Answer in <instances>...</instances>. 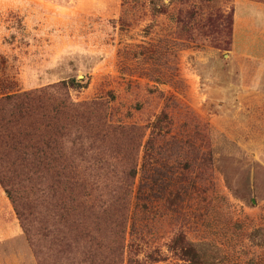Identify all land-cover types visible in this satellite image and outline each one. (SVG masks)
<instances>
[{"label":"rangeland","instance_id":"rangeland-1","mask_svg":"<svg viewBox=\"0 0 264 264\" xmlns=\"http://www.w3.org/2000/svg\"><path fill=\"white\" fill-rule=\"evenodd\" d=\"M71 78L145 132L123 264H264V0H0V98ZM0 264H39L1 184Z\"/></svg>","mask_w":264,"mask_h":264},{"label":"trees","instance_id":"trees-1","mask_svg":"<svg viewBox=\"0 0 264 264\" xmlns=\"http://www.w3.org/2000/svg\"><path fill=\"white\" fill-rule=\"evenodd\" d=\"M154 14L160 13L152 6ZM63 80L0 98V184L39 264H123L137 154L144 130L108 124L101 101L76 103ZM164 110L145 143L170 132ZM171 249L199 264L184 234Z\"/></svg>","mask_w":264,"mask_h":264}]
</instances>
